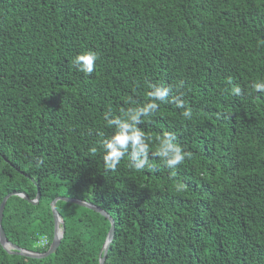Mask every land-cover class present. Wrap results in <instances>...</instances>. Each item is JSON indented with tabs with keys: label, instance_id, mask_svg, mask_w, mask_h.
Here are the masks:
<instances>
[{
	"label": "trees",
	"instance_id": "obj_1",
	"mask_svg": "<svg viewBox=\"0 0 264 264\" xmlns=\"http://www.w3.org/2000/svg\"><path fill=\"white\" fill-rule=\"evenodd\" d=\"M12 192L2 225L29 251L68 196L115 220L105 264H264V0H0ZM57 209L56 251L0 242V264H101L110 220Z\"/></svg>",
	"mask_w": 264,
	"mask_h": 264
},
{
	"label": "water",
	"instance_id": "obj_2",
	"mask_svg": "<svg viewBox=\"0 0 264 264\" xmlns=\"http://www.w3.org/2000/svg\"><path fill=\"white\" fill-rule=\"evenodd\" d=\"M13 194H15L14 192L12 193H8L2 200L1 205H0V242L2 243V245L8 250V251H15L19 254L22 255H26V256H31V257H46L50 254H52L54 251H56V249L59 247V245L61 244V241L63 239L64 233H65V228H64V220L62 218V216L60 215L58 209H57V202L59 200H64V201H68V202H72V203H76L82 206H86L89 207L91 209H94L98 212H100L102 215H104L105 217H107L110 222H111V227L109 229V232L107 234L105 243L103 245L102 248V252L100 253V257H101V264H105V260L111 245V242L114 238L115 235V220L113 219V217L106 212L104 209L100 208L99 206L94 205L93 203H90L88 201L79 199V198H75V197H68V196H58L56 197L53 201H52V210H53V214H54V238L53 241L50 245V248L44 252V253H38V252H34V251H29L27 249L21 248L19 245L12 243L11 241H9V239L6 236L5 230L3 228L2 225V219H3V214H4V208H5V204L8 200V198L10 196H12ZM22 197H24L25 199L29 200L32 203H37L40 199V191H38V195L35 199H30L28 197V195L26 193H16Z\"/></svg>",
	"mask_w": 264,
	"mask_h": 264
},
{
	"label": "rangeland",
	"instance_id": "obj_3",
	"mask_svg": "<svg viewBox=\"0 0 264 264\" xmlns=\"http://www.w3.org/2000/svg\"><path fill=\"white\" fill-rule=\"evenodd\" d=\"M47 242L46 238H42L40 240V245H44Z\"/></svg>",
	"mask_w": 264,
	"mask_h": 264
},
{
	"label": "clouds",
	"instance_id": "obj_4",
	"mask_svg": "<svg viewBox=\"0 0 264 264\" xmlns=\"http://www.w3.org/2000/svg\"><path fill=\"white\" fill-rule=\"evenodd\" d=\"M48 242V241H47ZM47 242L44 244V245H46L47 244Z\"/></svg>",
	"mask_w": 264,
	"mask_h": 264
}]
</instances>
